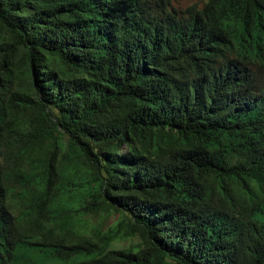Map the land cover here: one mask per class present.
<instances>
[{
    "label": "trees",
    "instance_id": "trees-1",
    "mask_svg": "<svg viewBox=\"0 0 264 264\" xmlns=\"http://www.w3.org/2000/svg\"><path fill=\"white\" fill-rule=\"evenodd\" d=\"M11 224L0 264H264V0H0Z\"/></svg>",
    "mask_w": 264,
    "mask_h": 264
},
{
    "label": "clouds",
    "instance_id": "clouds-1",
    "mask_svg": "<svg viewBox=\"0 0 264 264\" xmlns=\"http://www.w3.org/2000/svg\"><path fill=\"white\" fill-rule=\"evenodd\" d=\"M204 0H200L198 3H193V4H191V5H189V6H192V5H195V6H198V7H200L201 5H202V2H203ZM188 7V6H187ZM175 8H177V9H181V8H179V7H175ZM186 8V7H185ZM184 8V9H185ZM184 9H181V10H184ZM22 225L21 224H11V225H6V226H4V227H2L1 229H0V237H1V239L3 240V241H7V242H9V241H11L14 237H16L19 233H20V231L22 230Z\"/></svg>",
    "mask_w": 264,
    "mask_h": 264
},
{
    "label": "rangeland",
    "instance_id": "rangeland-1",
    "mask_svg": "<svg viewBox=\"0 0 264 264\" xmlns=\"http://www.w3.org/2000/svg\"><path fill=\"white\" fill-rule=\"evenodd\" d=\"M200 0H169L170 4L173 7H179L181 9H184L185 7L193 4V3H198ZM123 245V243L120 244H115L113 245L114 248H120ZM49 264H56L54 261H49Z\"/></svg>",
    "mask_w": 264,
    "mask_h": 264
}]
</instances>
